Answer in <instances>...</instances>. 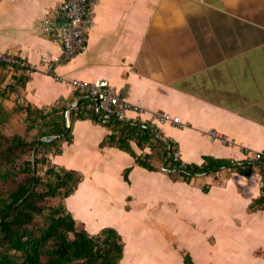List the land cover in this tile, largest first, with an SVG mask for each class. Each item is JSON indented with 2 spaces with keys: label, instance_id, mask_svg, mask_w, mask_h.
Masks as SVG:
<instances>
[{
  "label": "crops",
  "instance_id": "obj_1",
  "mask_svg": "<svg viewBox=\"0 0 264 264\" xmlns=\"http://www.w3.org/2000/svg\"><path fill=\"white\" fill-rule=\"evenodd\" d=\"M62 2L0 0V51L35 67L0 66V95L45 112L82 108L65 115L71 140L45 154L82 176L64 200L77 226L116 229L121 264H264V165L249 159L264 150V0H91L85 49L50 74L47 63L62 52ZM74 78L108 79L186 164L246 162L250 174L222 165L185 178L157 157L154 170L140 165L107 141L111 128L70 86ZM158 112L179 122L159 124Z\"/></svg>",
  "mask_w": 264,
  "mask_h": 264
},
{
  "label": "trees",
  "instance_id": "obj_2",
  "mask_svg": "<svg viewBox=\"0 0 264 264\" xmlns=\"http://www.w3.org/2000/svg\"><path fill=\"white\" fill-rule=\"evenodd\" d=\"M10 88L17 89L15 84ZM91 101L87 97L83 99L86 106ZM17 103L20 104L15 111L26 112V131L38 129L39 132L32 139L21 133L5 134L3 126L11 112L0 105V264H121L124 252L121 234L112 227L94 234L79 228L76 217L66 208L64 200L73 193L82 176L54 164H49L45 172H39L40 165L50 161L46 155L40 157L39 154L42 151L60 153V142L71 140V126H67L65 116L69 107H53L45 112L31 104ZM77 111L82 113V108L71 109L69 117ZM91 112L94 117L101 118L103 125L111 128L108 142L131 151L137 162L150 170L155 169L151 161L157 157L163 160L170 173L176 172L185 178L217 170L222 165L250 174V168L242 169L249 166L246 162L240 164L210 157L201 166L186 164L182 167L175 158V143L163 137L155 124L142 120L123 122L114 118L103 121L94 107ZM81 113L80 118H85ZM48 136L54 138L43 141L33 159L37 141ZM131 141L142 149L148 147L150 152L137 155L132 151ZM56 198L62 202L54 204Z\"/></svg>",
  "mask_w": 264,
  "mask_h": 264
},
{
  "label": "built area",
  "instance_id": "obj_3",
  "mask_svg": "<svg viewBox=\"0 0 264 264\" xmlns=\"http://www.w3.org/2000/svg\"><path fill=\"white\" fill-rule=\"evenodd\" d=\"M91 5V0H63L61 8L63 19L55 27L62 44V52L57 58L47 63L46 71L48 73L54 74L57 64L69 62L85 49L92 25L89 16ZM3 63L9 64V66H20L28 74L35 69L27 60L0 51V64ZM69 84L74 90L84 94L96 103L94 111L103 117V121L112 118L123 122L141 120L142 107L123 99L108 79L102 78L88 81L74 78L70 80ZM69 111L68 109L66 110L67 117L69 116ZM130 112H135L137 115L131 116ZM99 119L101 120V118ZM154 120L159 124L169 121L173 123L179 122L177 116L172 117L164 112L155 114ZM209 136L226 140L223 135L214 130L210 131ZM175 158L180 161L182 167H185L186 163L181 159L178 149L175 150ZM249 159L253 163L264 165V150L254 151Z\"/></svg>",
  "mask_w": 264,
  "mask_h": 264
},
{
  "label": "rangeland",
  "instance_id": "obj_4",
  "mask_svg": "<svg viewBox=\"0 0 264 264\" xmlns=\"http://www.w3.org/2000/svg\"><path fill=\"white\" fill-rule=\"evenodd\" d=\"M20 103H12L11 104V100H9V105H5L3 103V98H1L0 95V105H2L3 107L7 108L10 112H11V117L9 118L7 124L5 123V125L3 126V132L6 133H21V134H25L28 138L32 139L36 134H38V129L36 130H32L31 132H27L26 131V126H27V122H25V117H26V112L25 111H15L17 105ZM21 104L25 105L23 102H21ZM8 106V107H7ZM52 118V117H50ZM48 118V119H50ZM41 139V138H40ZM45 152L42 151L39 156H45ZM36 153H33V159L35 158ZM47 157V156H46ZM47 159L49 160V158L47 157ZM49 164L52 165V163L50 161H48L45 164H41L39 167V172H45L46 168L49 167ZM62 202V200L59 198L54 199L53 203H59ZM81 228V227H79Z\"/></svg>",
  "mask_w": 264,
  "mask_h": 264
},
{
  "label": "water",
  "instance_id": "obj_5",
  "mask_svg": "<svg viewBox=\"0 0 264 264\" xmlns=\"http://www.w3.org/2000/svg\"><path fill=\"white\" fill-rule=\"evenodd\" d=\"M54 137L53 136H48V137H43V138H41V139H39L38 141H37V144H36V146H35V149H34V151H33V153L35 154L36 152H37V148H38V146L43 142V141H49V140H51V139H53ZM35 159V158H34ZM34 163H35V161H34ZM34 169L36 170V165L34 164Z\"/></svg>",
  "mask_w": 264,
  "mask_h": 264
}]
</instances>
